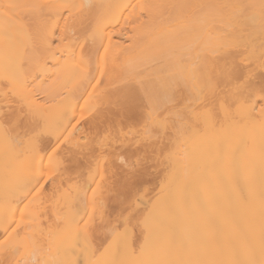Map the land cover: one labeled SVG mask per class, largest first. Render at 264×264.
<instances>
[{
  "label": "bare ground",
  "instance_id": "obj_1",
  "mask_svg": "<svg viewBox=\"0 0 264 264\" xmlns=\"http://www.w3.org/2000/svg\"><path fill=\"white\" fill-rule=\"evenodd\" d=\"M0 264H264L262 0H0Z\"/></svg>",
  "mask_w": 264,
  "mask_h": 264
},
{
  "label": "snow or ice",
  "instance_id": "obj_2",
  "mask_svg": "<svg viewBox=\"0 0 264 264\" xmlns=\"http://www.w3.org/2000/svg\"><path fill=\"white\" fill-rule=\"evenodd\" d=\"M262 4H264V0H262ZM65 9L69 8L70 6L69 5H64L63 6ZM69 15H71V13H69ZM33 135L36 136V137H39L41 135V133L39 132H36L35 129H33ZM53 151L55 152V149H53ZM147 244V237L145 238V245H142L141 246V251H143L144 249V246H146Z\"/></svg>",
  "mask_w": 264,
  "mask_h": 264
}]
</instances>
